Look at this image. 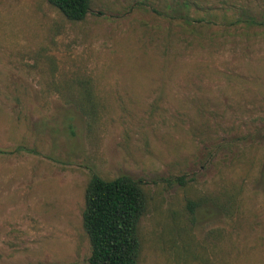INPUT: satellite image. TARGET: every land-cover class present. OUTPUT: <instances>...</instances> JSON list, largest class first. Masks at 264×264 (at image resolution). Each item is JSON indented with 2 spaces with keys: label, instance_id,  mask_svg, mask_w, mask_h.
Here are the masks:
<instances>
[{
  "label": "rangeland",
  "instance_id": "rangeland-1",
  "mask_svg": "<svg viewBox=\"0 0 264 264\" xmlns=\"http://www.w3.org/2000/svg\"><path fill=\"white\" fill-rule=\"evenodd\" d=\"M92 175L144 190L138 264H264V0H0V264H88Z\"/></svg>",
  "mask_w": 264,
  "mask_h": 264
},
{
  "label": "trees",
  "instance_id": "trees-1",
  "mask_svg": "<svg viewBox=\"0 0 264 264\" xmlns=\"http://www.w3.org/2000/svg\"><path fill=\"white\" fill-rule=\"evenodd\" d=\"M68 21L84 20L91 0H46ZM189 5L176 4L171 15L187 24ZM87 88L85 100H91ZM145 193L129 176L106 181L92 175L84 194L82 225L90 243L88 264H138L139 223L145 209Z\"/></svg>",
  "mask_w": 264,
  "mask_h": 264
}]
</instances>
